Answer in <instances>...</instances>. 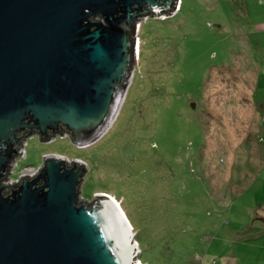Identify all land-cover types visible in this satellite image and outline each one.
<instances>
[{"label": "rangeland", "instance_id": "374dc122", "mask_svg": "<svg viewBox=\"0 0 264 264\" xmlns=\"http://www.w3.org/2000/svg\"><path fill=\"white\" fill-rule=\"evenodd\" d=\"M138 26L109 130L88 146L28 132L7 181L48 153L78 157L88 167L78 198L109 193L122 205L135 260L264 264V0H181Z\"/></svg>", "mask_w": 264, "mask_h": 264}, {"label": "water", "instance_id": "95a60500", "mask_svg": "<svg viewBox=\"0 0 264 264\" xmlns=\"http://www.w3.org/2000/svg\"><path fill=\"white\" fill-rule=\"evenodd\" d=\"M178 0H0V264H136L107 197L79 199L88 172L48 153L7 181L24 135L88 146L115 122L135 63L138 21ZM164 14V15H163ZM194 107V104L192 105Z\"/></svg>", "mask_w": 264, "mask_h": 264}, {"label": "bare ground", "instance_id": "6f19581e", "mask_svg": "<svg viewBox=\"0 0 264 264\" xmlns=\"http://www.w3.org/2000/svg\"><path fill=\"white\" fill-rule=\"evenodd\" d=\"M180 3H181V0H178V4H177V7H176V11L179 10L180 8ZM175 11V12H176ZM164 15V14H163ZM163 17V16H162ZM165 17V16H164ZM138 33H139V29H138ZM136 55L137 57H139L140 55V39L139 37L137 36V39H136ZM130 83V81H129ZM29 173V172H28ZM27 174V173H26ZM29 174H35L34 172H30ZM98 197H107L109 200H112V201H116V206L126 224V227H127V230H128V233L132 236V239L134 241V235H135V232H134V226L132 225L131 221L129 220V218L127 217V215L125 214V211L124 209L122 208V205L114 198L112 197L109 193L108 194H104V193H100L97 195ZM134 243V246L136 247L134 249V251L137 253L140 248H139V245H138V242L135 241L133 242ZM138 250V251H137ZM135 263L136 264H142V261L139 260H135Z\"/></svg>", "mask_w": 264, "mask_h": 264}, {"label": "flooded vegetation", "instance_id": "af4514ba", "mask_svg": "<svg viewBox=\"0 0 264 264\" xmlns=\"http://www.w3.org/2000/svg\"><path fill=\"white\" fill-rule=\"evenodd\" d=\"M139 251L136 253L138 255Z\"/></svg>", "mask_w": 264, "mask_h": 264}, {"label": "built area", "instance_id": "2783aa9c", "mask_svg": "<svg viewBox=\"0 0 264 264\" xmlns=\"http://www.w3.org/2000/svg\"><path fill=\"white\" fill-rule=\"evenodd\" d=\"M139 27V26H138Z\"/></svg>", "mask_w": 264, "mask_h": 264}]
</instances>
